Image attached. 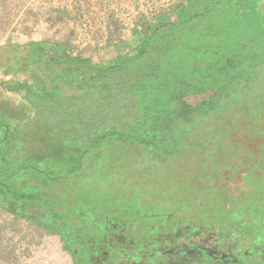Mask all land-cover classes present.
Returning a JSON list of instances; mask_svg holds the SVG:
<instances>
[{"label":"trees","instance_id":"obj_1","mask_svg":"<svg viewBox=\"0 0 264 264\" xmlns=\"http://www.w3.org/2000/svg\"><path fill=\"white\" fill-rule=\"evenodd\" d=\"M263 4L181 0L142 20L131 49L105 64L67 42L39 41L51 62L70 71L68 90L42 91L0 68V103L11 100L28 115L21 122L0 114V203L28 216L36 209L31 221L64 252L75 248L77 264H224L181 262V253L196 244L231 246L242 263L264 264L260 215L252 230H230L219 242L195 236L197 230L187 236L188 226L155 231L147 223L126 237L109 218L114 208L95 209L102 202L91 198L96 187V195L104 190L107 177L121 174L112 166L173 161L190 140L196 144L195 133L225 132L234 152L230 162L249 167L237 176L264 161ZM193 97L199 99L189 104ZM132 149L138 150L133 157ZM111 182L108 187L119 189ZM137 232L145 233L141 242Z\"/></svg>","mask_w":264,"mask_h":264},{"label":"rangeland","instance_id":"obj_2","mask_svg":"<svg viewBox=\"0 0 264 264\" xmlns=\"http://www.w3.org/2000/svg\"><path fill=\"white\" fill-rule=\"evenodd\" d=\"M92 5L91 0H0V68L4 69L2 64H6L13 45L51 40L67 42L72 49L79 51L76 13L82 12L88 17L95 11ZM262 8L264 10V4ZM14 75L22 77L23 73ZM198 99L186 100L194 104ZM9 104V110L18 108L11 100ZM3 106L0 103V107ZM221 123L226 126L225 121ZM195 137L196 144L192 146L190 140L189 146L173 161L142 168L140 165L130 167L127 161L120 160V167L116 164L112 168L120 170L121 174L118 172L119 176L113 179L111 175L107 177L104 190L97 191V195V187L91 192V198L102 202L95 209L114 208L109 218L117 224V230L119 226L125 231L126 237L133 229L142 230L139 227L147 223L154 226L155 231H175L188 226L189 229L184 231L187 236L197 230L195 236L219 242L230 230L242 232L257 225L258 215L264 221V161L255 163L253 171L247 175L237 176L240 168L248 172L249 167L230 162L234 152L226 144L225 132H210L204 136L195 133ZM253 149L251 146L250 150ZM137 151L132 149L131 157L137 155ZM61 165L64 171L67 166ZM258 170L262 173L258 174ZM224 172L225 176L222 175ZM95 175L90 173L97 181ZM111 179L117 180L119 189L108 187L112 185ZM115 208H122L123 212L115 211ZM32 211L30 215L36 213V209ZM29 216L16 213L0 203V264L79 263L74 257L75 248L71 254L64 252L61 244ZM138 233L134 239L141 242L139 236L145 233ZM225 242L226 245L231 243L229 239Z\"/></svg>","mask_w":264,"mask_h":264},{"label":"crops","instance_id":"obj_3","mask_svg":"<svg viewBox=\"0 0 264 264\" xmlns=\"http://www.w3.org/2000/svg\"><path fill=\"white\" fill-rule=\"evenodd\" d=\"M177 1L178 0H172L171 5H174ZM111 13L113 14V12L111 11L109 15L108 37L104 42V45L97 43L99 41L98 39H100V35H98L95 37L96 44L94 46L87 45L79 48V52H81L82 55H87L96 62L103 64L112 60L117 55L123 54L131 49L137 39V33L134 31L138 30L140 27L138 25L142 20H146L140 16L137 19L138 23L136 22V28L133 29V40H123L119 35L118 26L113 21V15ZM110 26H112V28H110ZM130 41H132V43ZM11 48L13 51L10 50L11 54H8L5 62L6 64H2L4 70L8 74L17 77L20 75H14L15 73H23L22 77L18 78H26L30 80L38 89L42 91L50 90L58 92L65 89L68 90L69 84L72 83L73 79L70 71L51 62L45 54L42 53L39 47V42H28L19 46L13 45ZM7 105L10 106L9 103ZM16 105L18 106L16 110H9L8 106H3L2 108L0 107V114L8 119H14L21 122L26 121L28 115L25 109L19 104ZM20 107L24 110L25 115L21 114Z\"/></svg>","mask_w":264,"mask_h":264},{"label":"built area","instance_id":"obj_4","mask_svg":"<svg viewBox=\"0 0 264 264\" xmlns=\"http://www.w3.org/2000/svg\"><path fill=\"white\" fill-rule=\"evenodd\" d=\"M172 0H91L94 13L88 17L82 12L76 13L77 37L79 48L96 44L95 37L100 35L97 42L104 45L108 37L109 15L113 12V21L118 26V32L123 40H132L133 29L137 19H150L158 13L167 10ZM162 8V9H160ZM93 15V17L91 16ZM137 22V23H136ZM99 45V46H100Z\"/></svg>","mask_w":264,"mask_h":264},{"label":"flooded vegetation","instance_id":"obj_5","mask_svg":"<svg viewBox=\"0 0 264 264\" xmlns=\"http://www.w3.org/2000/svg\"><path fill=\"white\" fill-rule=\"evenodd\" d=\"M215 246H211L210 244H203L198 245L196 244V250H192L187 253L184 251L181 253V256L179 257L181 262H185L188 260V258H191V260L199 259L204 260L206 262H210L211 259L219 263L224 264H241L240 255L241 252L239 250L233 249L231 246L229 248H224L223 246L220 248L217 244H214ZM222 256V257H221ZM222 258V259H221ZM183 260V261H182ZM183 262V263H184Z\"/></svg>","mask_w":264,"mask_h":264},{"label":"water","instance_id":"obj_6","mask_svg":"<svg viewBox=\"0 0 264 264\" xmlns=\"http://www.w3.org/2000/svg\"><path fill=\"white\" fill-rule=\"evenodd\" d=\"M222 259V258H221Z\"/></svg>","mask_w":264,"mask_h":264}]
</instances>
